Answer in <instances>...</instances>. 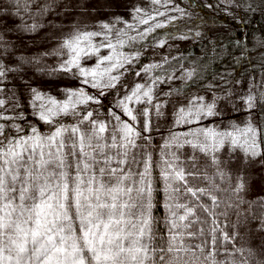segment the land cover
<instances>
[{"label": "snow or ice", "instance_id": "snow-or-ice-1", "mask_svg": "<svg viewBox=\"0 0 264 264\" xmlns=\"http://www.w3.org/2000/svg\"><path fill=\"white\" fill-rule=\"evenodd\" d=\"M152 2L159 4L160 0ZM150 19L155 17L149 16L141 23L147 24ZM102 27L111 31L108 24ZM96 36L107 39L106 33H84L65 42L64 47L71 50L72 58L63 70L76 68L83 84L99 88V81L107 73L130 61L127 57L121 60L118 56H107L99 64L107 62L108 69L101 71L99 65L91 70L81 67L80 55L90 54L81 45L87 42L89 47H94L91 39ZM117 44L122 47L124 40L117 37ZM117 44L107 40L105 46L115 52ZM6 71L0 65V78ZM117 80V76H109L108 86L115 87ZM142 97L150 102L151 89L145 90L143 84H137L120 101L129 120L137 119L129 105L143 102ZM44 99L36 93V101ZM88 101L99 103L80 89L70 92L64 101L49 99L41 103L39 119L51 126L47 135L38 128L21 135L20 127L13 135L7 129L12 128V121L19 118V113L10 117L0 112V264H176L178 257L171 254L179 252L180 246L175 242L163 248V254L153 257L156 248L151 246L148 216L151 205L144 184L148 165L135 151L140 133L134 126L124 121L119 125L113 123L109 130L107 123L93 118V112L87 110L70 127L55 123L61 114L77 115V107ZM244 103L252 110L257 100L249 95ZM0 109L10 110L4 99H0ZM14 109L13 100L11 110ZM179 112L185 122L193 115L191 111L186 114L183 108ZM198 114L214 115L213 106L198 108ZM149 127L146 124L144 131ZM259 134L264 136V129ZM201 135L203 140L192 144L199 151L215 153L227 140L245 148L252 156L258 154V131L251 123L243 128L233 126L232 131H208ZM165 163L170 196L179 201L171 205L172 227L177 230L183 227L185 234L194 238L203 232L202 228L194 227L202 221L196 216L198 205L184 197H197L205 191L189 186V178L201 177L202 169L195 155L186 162L175 156ZM141 164L143 172L137 170ZM201 211L205 209L201 207ZM208 243L211 254L212 245ZM194 250L200 247L194 246Z\"/></svg>", "mask_w": 264, "mask_h": 264}, {"label": "rangeland", "instance_id": "rangeland-1", "mask_svg": "<svg viewBox=\"0 0 264 264\" xmlns=\"http://www.w3.org/2000/svg\"><path fill=\"white\" fill-rule=\"evenodd\" d=\"M61 1L63 7H58V10L55 9V12L50 13L45 31L38 29L39 33L42 30L44 33H48L46 40H50L49 44L55 43L57 49L48 58L44 59L41 56L37 60L38 70L35 71H38L40 76L35 74L36 78H34L33 75L25 74L22 69H19L20 73L30 75L31 79L26 80L27 78L24 77L22 80V76L16 79L14 76L18 72L0 78V99H4L10 109L9 111L0 109V112L11 117L14 115V111H22L26 106L28 109V105H32L33 113L39 117L41 103H47L49 99L64 101L67 98L64 97V94L68 96L72 91L83 89L88 96L99 100V103L94 101L82 103L77 107L76 112L80 107H87V111L93 112V118L109 125V130L113 123L119 125L127 121L140 133L136 140H149L152 142V150L156 149L161 175L165 179L162 182L165 186V210L171 221L169 225L174 233L172 234L173 238L175 237V240L171 238L170 242H175L180 246V264H212L213 260L209 250L206 251L208 252L206 256L202 253L206 248L198 236L190 238L185 234L183 227L179 230L172 227L174 217L171 205L179 201L170 196L171 188L169 180L166 178L165 162L174 159L175 156H179L182 161L186 162L193 155L197 157L203 174L195 179L189 178V186L205 191L198 194L197 197L186 195L184 199L198 205L195 210L196 215L202 219L203 223L211 224V236H213L216 227L213 226L214 222L220 220L221 213L224 219L227 218L228 223L223 230L225 233L222 231L221 236L229 237V240L233 241L232 244H229V256L232 262L237 259V264H264V233H257L256 224L251 215L252 208L261 202L255 203L256 195L254 194L260 192L258 183L264 184V180L260 169L257 170L258 165L261 164L260 129L254 120L255 110H249L244 103L246 97L253 95L250 81L242 80L232 89L219 94L210 92L187 96L180 94L179 97H174L172 96L174 88L186 81L187 73L178 74L176 77L172 75L169 80L163 79L155 84L156 80L153 75L155 69L149 66L136 70L135 74L132 72L130 80L128 76L130 75L129 70L132 68L131 65L136 62L144 50L163 51V48L182 43V40L192 39L195 33L202 32L204 28L212 31L225 30L228 25L219 22L221 19L239 21L240 16L235 0H201L205 5L206 13L198 11L197 7L190 6L185 1L179 2L180 0L176 2L160 0L159 4L153 3L152 0ZM136 9L142 11L137 12ZM158 13H163V15ZM210 15H213L216 21L208 18ZM149 16L155 17V19H150L147 24L141 23L142 19H148ZM104 24H108L111 31L105 30L102 27ZM156 24H160L161 27H155ZM170 27L178 28V33L166 34V37L145 45L146 40L155 35V30L157 32L165 31ZM3 32L4 30L2 31L0 28V33L3 34ZM84 33H106L107 39L96 36L91 39V45L94 47H89L87 42L81 45L90 53L80 55L79 64L81 67L91 70L99 65L101 71L108 69L110 65L107 62L99 64L100 60L107 56H118L121 60L127 57L130 61V63L126 62L122 67L113 68L107 73L99 81L101 85L99 88L83 84V77L80 76L78 69L63 70L66 62L72 58L71 50L64 47L65 42ZM117 37L124 40L122 47L117 44ZM107 40L117 44L115 52L105 46ZM134 44L139 46L137 47L140 48L139 51L127 48V45L132 47ZM2 45L0 57L2 54L6 55V50ZM166 60L167 58H163L162 61H157V64ZM46 74L49 85L43 83L47 82V79L41 77ZM109 76L118 77L115 87L108 86ZM126 77H128L126 85L119 82ZM42 83L44 87L39 86ZM118 84H122L118 90L119 103L109 99H107L108 102L102 101L108 91L116 90ZM137 84H143L145 90L151 89V101L148 102L146 98L142 97L143 102L130 104L129 107L137 116L135 121H131L124 114L120 101L130 95ZM20 86L25 90L26 97L29 99L28 103L24 105L18 96ZM102 87L104 88L102 89ZM36 93L43 96L44 101H36ZM13 100L15 109L11 110ZM205 105L213 106L214 115L198 114V108ZM104 107H106V113L103 114L101 109ZM181 108L185 109L186 114L189 111L193 114L187 117L186 122L181 118L179 112ZM77 115L80 114L77 113ZM77 115L61 114L56 120L69 118L74 122ZM117 116L120 118L119 120L115 119ZM248 123H251L258 131L256 137L258 154L256 156H252L245 148L237 147L227 140L218 147L215 153L199 151L192 146V144H198L203 140L201 135L203 132L223 133L232 131L233 126L243 128ZM146 124L150 125L148 131H144ZM188 141L192 143H188ZM260 176L261 181H258ZM201 207L205 211H201ZM197 245L200 247L198 251L194 250V246ZM220 260L222 261V257ZM223 261L225 263V260Z\"/></svg>", "mask_w": 264, "mask_h": 264}, {"label": "trees", "instance_id": "trees-1", "mask_svg": "<svg viewBox=\"0 0 264 264\" xmlns=\"http://www.w3.org/2000/svg\"><path fill=\"white\" fill-rule=\"evenodd\" d=\"M176 1L178 0H174V2ZM181 1L187 2L190 6L194 5L198 11L207 12L206 9L204 10L205 5L201 0H180L179 2ZM234 2L240 16L239 21L221 19L219 22L228 25L225 30L212 31L204 28L202 32L195 33L192 39L182 40V43L179 42L174 46L170 45L168 48H163V51L157 49L144 50L136 62L131 65L130 75H128L129 80L132 72L135 74L136 70L144 69L146 66L155 69L153 75L156 81L154 84L163 79L169 80L172 75L176 77L178 74L187 73L186 81L174 88L172 94L174 97H179L180 94L185 96L210 92L219 94L232 89L242 80L250 81L253 95L257 100L254 108V120L257 122L259 129H264V98H262L264 97V0H235ZM58 7H63L61 0H0V28L2 31L4 30L3 34H1L2 32L0 33V47L3 44L2 46L6 50V55L3 56L2 54L0 57V65L7 70L5 75L11 76L18 72L14 77L17 79L22 76V80H24V77L27 78L26 80L31 79L30 75H33L34 78H36L35 74L40 76V73L35 71L38 70L37 60L41 56L44 59L48 58L57 49L55 43L51 42L49 44L48 41L50 40H46L48 33H44V31L50 13L55 9L58 10ZM204 15L206 16V14ZM208 18L216 21L213 15L208 16ZM38 29H44V31L42 30L39 33ZM155 31V35L146 40L145 45L152 44L156 40L166 37V34L178 33L179 29L170 27L165 31ZM127 46L131 50H140V48H137L139 46L135 44L132 47L130 45ZM163 58H167V60L157 64V61H162ZM156 64L157 66H155ZM19 69H22L23 73L30 75L20 73ZM47 74L41 77L46 78L47 82L43 83L49 85ZM119 82L126 85L128 77ZM43 83L39 86L44 87ZM122 84H118L116 90L108 91L102 101L108 102L107 99H109L119 103L120 94L118 90ZM26 95L27 93L20 86L18 96L23 105L29 101ZM64 97L67 96L64 94ZM28 106V109H26V106L22 111H14V115L19 113V118L12 121V128L7 129V131L15 135V129L20 127L22 128L20 134L27 135L29 129L38 128L42 134L47 135L51 126L41 121L33 113L32 105ZM86 108L80 107L77 113H83ZM101 110L103 114L106 113V107ZM79 119L80 115H77L74 122L69 118H62L55 120V123L59 124L62 122L65 127H70L74 123L79 122ZM83 126L81 125V127ZM136 143L138 147L135 151L140 153V157H143L148 165L144 184L147 188L148 200L151 205L148 210V216L151 222V246L156 248V253L153 254V257H155L158 254H163L162 249L168 247L174 233L171 231V226L169 225L171 221L165 210V186L162 184L165 179L161 175L160 161L155 153L156 149L152 150V142L149 140H136ZM260 145L261 164L260 166L258 165L257 170L259 171L260 169L264 180V136L262 135H260ZM137 170L143 172L144 165H138ZM258 181H261V176ZM263 185L258 183L260 192L254 194L256 195L255 203L257 201L261 202L254 204L255 206L253 205L254 207L251 211L252 219L259 234L264 233ZM219 219L214 222L213 226L216 227L213 236H211L210 231L211 224L203 223L202 219H200L201 223L194 226L203 229V232L198 235L202 245L206 248L202 253L205 256L208 254L206 252L209 250L208 242H211L212 264H237V259L232 262L229 256V244H232L233 241L221 236L228 223L227 218L224 219L221 213V218ZM167 255L165 254V258H167ZM171 255L178 257L176 264H180L179 252H174ZM221 257L222 261L220 260ZM223 260H225V263Z\"/></svg>", "mask_w": 264, "mask_h": 264}]
</instances>
